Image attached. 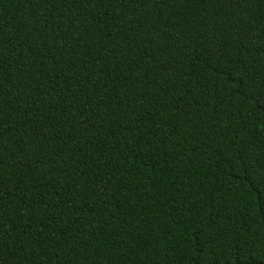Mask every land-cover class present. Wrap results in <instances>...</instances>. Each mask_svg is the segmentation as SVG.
Instances as JSON below:
<instances>
[{"label":"trees","instance_id":"16d2710c","mask_svg":"<svg viewBox=\"0 0 264 264\" xmlns=\"http://www.w3.org/2000/svg\"><path fill=\"white\" fill-rule=\"evenodd\" d=\"M0 264H264V0H0Z\"/></svg>","mask_w":264,"mask_h":264}]
</instances>
